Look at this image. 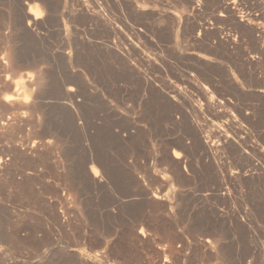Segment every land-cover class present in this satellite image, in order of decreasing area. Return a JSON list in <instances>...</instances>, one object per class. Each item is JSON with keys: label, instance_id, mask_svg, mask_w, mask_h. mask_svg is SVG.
<instances>
[{"label": "rangeland", "instance_id": "rangeland-1", "mask_svg": "<svg viewBox=\"0 0 264 264\" xmlns=\"http://www.w3.org/2000/svg\"><path fill=\"white\" fill-rule=\"evenodd\" d=\"M79 1L0 0V264H264V0Z\"/></svg>", "mask_w": 264, "mask_h": 264}, {"label": "bare ground", "instance_id": "bare-ground-1", "mask_svg": "<svg viewBox=\"0 0 264 264\" xmlns=\"http://www.w3.org/2000/svg\"><path fill=\"white\" fill-rule=\"evenodd\" d=\"M84 0H81V2H83ZM87 1V0H86ZM221 1V0H220ZM219 1V2H220ZM226 1V0H225ZM228 1V0H227ZM238 1V0H237ZM80 2V1H79ZM80 2V4H82ZM229 2H231V1H229ZM225 3V6H224V13H221L222 15V17H224V19H226V18H231L232 20H235V21H237V22H239V23H246L247 21H249V19L250 18H252V16H250V14L248 15V16H250V17H245V16H241V15H238L237 13H236V11H235V7H236V5H234L235 4V1H233V2H231V3ZM84 3V2H83ZM188 3H190L191 5H193V0H189L188 1ZM222 3V2H221ZM86 5V4H85ZM88 5V4H87ZM235 6V7H234ZM85 7V6H84ZM87 9V8H86ZM193 10H195V9H193ZM84 11V10H83ZM89 12H90V10H88ZM197 11H198V9H197ZM81 12H82V10H81ZM88 15H89V13H88ZM91 15H92V13H91ZM257 15V14H256ZM46 16V15H45ZM86 16H87V11H86ZM98 16V15H97ZM220 16V17H221ZM259 16L262 18V19H264V9L262 8V10L260 11V13H259ZM96 17V16H95ZM256 17H258V16H256ZM29 18H31L30 16H29ZM33 19V23L31 22L30 23V26L32 25V24H35V23H37V20H38V18H39V13H36V14H34V16L32 17ZM87 18V17H86ZM92 18H94V17H92ZM249 18V19H248ZM253 18H255V16H253ZM97 19V18H96ZM187 19V18H186ZM257 19V18H256ZM40 21V20H39ZM38 21V22H39ZM45 21V20H44ZM258 21V20H257ZM45 23V22H44ZM254 24H255V22H253ZM252 23V24H253ZM247 24V23H246ZM37 25V24H36ZM28 26H29V23H28ZM29 26V27H30ZM35 26V25H34ZM197 26V25H196ZM254 26V25H253ZM28 27V28H29ZM195 27V26H194ZM27 28V29H28ZM208 28H211V27H208ZM207 26H204V25H201L200 26V29H201V32H205L207 29ZM209 30V29H208ZM28 31V30H27ZM261 30H258L256 27L254 28H252V33L255 35L256 33H258V32H260ZM262 32V31H261ZM35 33V32H34ZM251 32H250V35H253ZM201 34V33H200ZM248 35V34H247ZM224 37H226V36H224ZM249 37V36H248ZM251 38V37H250ZM253 38V37H252ZM197 39V38H196ZM230 39V38H229ZM228 38H220L219 39V41L220 42H224L225 43V45H230L231 46V44L234 42V40H233V42H231V40H229ZM259 40V39H258ZM237 41H238V39H237ZM238 43V42H237ZM239 46V45H238ZM234 47V46H233ZM111 48V47H110ZM235 48V47H234ZM112 50H113V48H112ZM243 50V49H242ZM14 55V54H13ZM20 57V56H19ZM263 57V56H262ZM10 58V57H9ZM14 58V57H13ZM252 59H253V57H252ZM252 59H250V61L252 60ZM14 61H15V58L13 59ZM256 60V59H255ZM11 62H12V60H11ZM5 65V64H4ZM13 66H15L14 64H13ZM2 67H3V65H2ZM37 74V73H36ZM35 78H37V77H35ZM38 79V78H37ZM5 81V80H4ZM34 81V80H33ZM37 80H35V82H36ZM150 82V81H149ZM30 85V84H29ZM75 91V89H74V87H69L68 88V92L70 93V95L68 96V98L69 97H72V96H74L73 94H75V93H73ZM68 93V94H69ZM15 94H19V93H15ZM15 94L14 95H10L6 100L7 101H11L12 102V100H17V98H19V97H17V96H15ZM35 94V93H34ZM163 94V93H162ZM174 94V93H173ZM67 95V94H66ZM19 96H21L20 94H19ZM178 96V95H177ZM39 97V96H38ZM75 97V96H74ZM73 97V98H74ZM170 97V96H169ZM171 97H172V95H171ZM211 97H213V96H211ZM220 97V96H219ZM21 98V97H20ZM166 98V97H165ZM175 98H177V97H175ZM72 99V98H71ZM210 99V98H209ZM18 100H20V99H18ZM39 100V99H38ZM210 103V102H209ZM208 103V104H209ZM227 103V102H226ZM13 104V103H12ZM16 104V103H15ZM30 105V104H29ZM210 105V104H209ZM213 106V105H212ZM225 116V115H224ZM149 117V116H148ZM223 117V116H222ZM152 118V117H151ZM225 128V127H224ZM226 131V130H225ZM244 131V130H243ZM220 134V133H219ZM225 134V133H224ZM198 135V134H197ZM247 135V134H246ZM218 136V135H217ZM230 136V135H229ZM236 136V135H235ZM237 137H239V136H237ZM222 138V137H221ZM199 139H200V141H201V143H200V145L201 144H203V149H204V151L206 150V151H208V150H210L209 149V145H207V141L205 140H203V138L199 135ZM210 139V138H209ZM217 139V138H216ZM233 139V138H232ZM225 141V140H224ZM226 141H230L229 139L227 140L226 139ZM214 142V141H213ZM227 142V143H228ZM180 143V142H179ZM224 143V142H223ZM229 143H231V141L229 142ZM216 144V143H215ZM236 144V143H235ZM234 144V145H235ZM239 144V143H238ZM247 144V143H246ZM214 144H212V146H213ZM218 145H219V143H218ZM184 146V145H183ZM241 146V145H240ZM239 146V147H240ZM244 147V146H243ZM189 149V148H188ZM225 149V148H224ZM229 149V148H228ZM244 149V148H243ZM216 150V149H215ZM221 150V149H220ZM261 151V150H260ZM214 152V151H213ZM211 156V155H210ZM249 156V155H248ZM215 157V156H214ZM251 157V156H250ZM253 157V156H252ZM247 160H248V158H247ZM251 160V159H250ZM96 162V161H95ZM249 162H251V161H249ZM256 164V163H255ZM193 165V164H192ZM191 166V165H190ZM193 168H191V170H192ZM258 171V173L264 178V167H257L256 168V172ZM248 172V171H247ZM246 172V173H247ZM251 172V171H250ZM238 174V173H237ZM249 174V173H248ZM254 173H251V175H253ZM90 175V174H89ZM240 175V174H239ZM92 176V175H91ZM94 176L95 177H97V173H94ZM221 176V175H220ZM222 176H224V175H222ZM226 176H228V175H226ZM92 179V178H91ZM238 179H239V177H238ZM245 179V178H244ZM247 179V178H246ZM96 180V179H95ZM233 181V180H232ZM252 181H254V180H252ZM97 182V181H96ZM236 182V181H235ZM217 227V226H216ZM263 252H264V250H263ZM262 252V253H263ZM264 255L263 254H261V256L260 257H263ZM263 261H264V259H262ZM261 261V260H260ZM262 262V261H261Z\"/></svg>", "mask_w": 264, "mask_h": 264}]
</instances>
